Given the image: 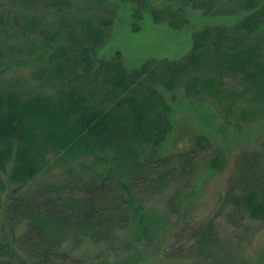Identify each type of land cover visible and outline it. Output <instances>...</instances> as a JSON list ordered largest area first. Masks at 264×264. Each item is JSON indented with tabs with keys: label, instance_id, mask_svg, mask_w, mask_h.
<instances>
[{
	"label": "trees",
	"instance_id": "16d2710c",
	"mask_svg": "<svg viewBox=\"0 0 264 264\" xmlns=\"http://www.w3.org/2000/svg\"><path fill=\"white\" fill-rule=\"evenodd\" d=\"M13 1L25 9L0 7V230H9L0 234V264L80 262L73 249L85 239L112 243L120 228L132 224L135 200L191 177L198 159L215 154L203 133L185 151L161 153L173 130L174 106L166 102V90L183 84L188 94L218 100L227 114L252 100L250 112L239 107L242 116L264 113V0H239L232 27L226 19L194 31L191 52L182 60L146 62L134 70L119 51L99 57L120 9H86L75 18L69 0ZM113 1L116 8L130 4L133 26L150 11L153 21L178 28L187 24L182 6L215 8L220 0H157L161 6L152 0ZM23 36L41 38L28 52L40 68L21 81L5 75L2 64L16 52L10 41ZM83 159V171L95 172L90 179L75 173V162ZM55 166L66 172L63 180L24 190ZM239 169V186L224 204L243 219L264 222V167L251 155ZM5 176L12 187L6 199ZM146 219H138L142 230ZM219 221L217 214L193 227L204 259L251 264L245 255L231 259L217 251L226 250L217 242Z\"/></svg>",
	"mask_w": 264,
	"mask_h": 264
},
{
	"label": "rangeland",
	"instance_id": "374dc122",
	"mask_svg": "<svg viewBox=\"0 0 264 264\" xmlns=\"http://www.w3.org/2000/svg\"><path fill=\"white\" fill-rule=\"evenodd\" d=\"M106 1L114 2L69 0L68 9H72V16L75 18L86 9H120L115 13L112 34L105 46L99 50V57L109 58L119 51L127 67L133 70L146 62L156 64L165 60H182L191 52L194 31L206 25L219 24L221 20L237 18L232 15L239 13L236 9L239 0H220L215 8H207L205 5L202 9H193L192 5L182 6L183 15L187 19V24L182 27L175 28L165 21L155 22L150 11L137 21V26H133L132 9L128 2H120L116 8ZM152 3L164 5V2L162 4L157 0H152ZM0 7L25 9V5L13 0H0ZM40 7L43 9L42 5ZM205 9H211L210 12L207 11L209 14ZM235 23V20H231L225 24L232 27ZM39 39L41 41V38L23 36L10 41L16 52L9 54L2 64L6 68L5 75L23 81V78H29L32 70L40 68L36 62L31 61L32 57L28 53ZM185 88L182 84L165 92L166 102L174 106L173 130L162 146L161 153L167 155L185 151L184 149L192 146L193 137L203 133L213 143L215 154L198 159L195 173L191 177L183 181L178 177L161 191L149 192L143 202L135 200L134 208L138 207V210L133 213L132 224L120 228L118 238L112 243L94 244L85 239L73 249L74 257L80 261L73 264H103L104 261H124L127 264H210V260L204 259L208 257L197 249L191 233L193 227L197 228V225L216 218L217 214L220 215L218 246L226 249L217 251L224 256L227 252L231 259L241 254L249 257L251 264H264L261 263L264 261V222L246 220L244 213L246 217L234 213L224 204L229 192L235 191L239 186V165L242 159L253 155L257 164L264 167V113L256 117L242 116L245 109L250 112V104L253 102L249 100L234 109L232 114H227L218 100L200 99L193 96L194 93L188 94ZM145 153L149 154V149ZM85 160L75 162L73 167L76 174L82 173L83 178L90 179L95 172L91 169L83 171ZM65 177L66 172L55 166L27 184L24 190L31 193L42 184L57 183ZM5 180L3 195L6 199L12 187L6 176ZM143 214L147 218V228L143 227L142 230L138 219ZM145 229L147 230L144 231ZM8 231L2 229L0 234L6 235ZM180 246H184L185 251ZM64 248L70 249L71 246L67 243ZM174 251L177 252V257L167 253ZM98 254L102 257L96 260Z\"/></svg>",
	"mask_w": 264,
	"mask_h": 264
}]
</instances>
